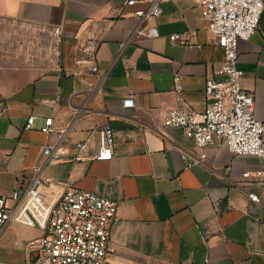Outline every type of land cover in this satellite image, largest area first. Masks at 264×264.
Wrapping results in <instances>:
<instances>
[{
    "label": "crops",
    "instance_id": "crops-1",
    "mask_svg": "<svg viewBox=\"0 0 264 264\" xmlns=\"http://www.w3.org/2000/svg\"><path fill=\"white\" fill-rule=\"evenodd\" d=\"M141 5L0 0V194L13 204L14 189L44 162V145L61 139L63 132L41 129L47 116L60 129L78 117L62 141L68 152L42 170L58 180L45 187V197L54 201L78 187L118 201L115 250L105 264H264V157L209 144L206 162L198 163L192 137L177 127L157 130L170 108L204 111L206 79L221 78L224 50L202 2H161L159 34L130 39ZM174 33L183 36L172 39ZM81 40L97 41L99 72L77 64L86 56ZM237 65L264 121V12L258 31L239 41ZM101 72L103 91L91 95L89 82ZM176 72L184 82L181 100L173 91ZM126 97L134 103L125 106ZM106 126L114 130V154L91 157ZM87 138L89 157L73 159L75 143ZM41 234L38 226L12 220L0 234V264H23L26 242Z\"/></svg>",
    "mask_w": 264,
    "mask_h": 264
},
{
    "label": "built area",
    "instance_id": "built-area-1",
    "mask_svg": "<svg viewBox=\"0 0 264 264\" xmlns=\"http://www.w3.org/2000/svg\"><path fill=\"white\" fill-rule=\"evenodd\" d=\"M163 1L166 0H126L129 6L142 3L134 10L139 22L130 39L142 34L151 37L159 34L156 19L162 12ZM201 2L208 28L216 35L224 50V57L216 70L221 78L210 76L206 79L204 89L207 104L204 111L185 107L170 108L163 123L157 125V130L165 134V128L172 126L192 137L196 148L200 150L193 159L198 163L206 162L207 153L204 149L209 144L226 147L234 155L253 154L264 157V121L255 113L254 92L243 87V71L237 65L239 41L250 38L258 31L264 12V0ZM181 36L182 33H174L171 38ZM97 49V41L81 40L79 50L85 52L86 56H79L77 64L87 65L91 73L99 72ZM106 75L101 72L96 82H89L91 95L103 91L102 84ZM173 91L177 100L183 99L184 82L179 72L174 76ZM123 103L125 106L132 105L134 98L126 97ZM35 118L34 114L30 115L25 127H33ZM77 118L67 128L60 129L55 125L53 115L47 116L41 129L45 133L63 132L61 139L44 145V162L34 166V175L27 184L14 189L11 195L13 204H9L7 197L0 194V234L12 220L42 229L41 235L26 242L23 264H105L108 255L115 250L112 229L119 218L117 200L78 187H68L54 201H48L45 197V187L58 180L50 175H42V170L45 163L57 161L68 152L62 146V141ZM98 133L99 149L91 157L111 158L115 146L113 128L106 126L100 128ZM88 146V138L77 141L72 158L89 157ZM249 196L261 201L257 193L249 192Z\"/></svg>",
    "mask_w": 264,
    "mask_h": 264
}]
</instances>
